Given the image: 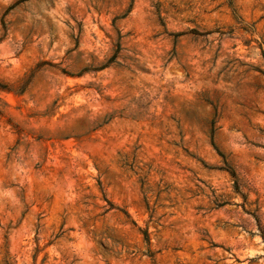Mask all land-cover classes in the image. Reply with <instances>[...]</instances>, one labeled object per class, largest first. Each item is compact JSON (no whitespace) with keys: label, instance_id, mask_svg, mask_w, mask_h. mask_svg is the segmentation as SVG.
<instances>
[{"label":"rangeland","instance_id":"1","mask_svg":"<svg viewBox=\"0 0 264 264\" xmlns=\"http://www.w3.org/2000/svg\"><path fill=\"white\" fill-rule=\"evenodd\" d=\"M0 264H264V0H0Z\"/></svg>","mask_w":264,"mask_h":264},{"label":"trees","instance_id":"2","mask_svg":"<svg viewBox=\"0 0 264 264\" xmlns=\"http://www.w3.org/2000/svg\"><path fill=\"white\" fill-rule=\"evenodd\" d=\"M145 236H146V238L148 237V233L147 232H145ZM148 239V238H147Z\"/></svg>","mask_w":264,"mask_h":264}]
</instances>
